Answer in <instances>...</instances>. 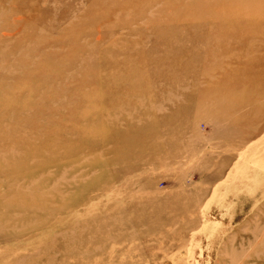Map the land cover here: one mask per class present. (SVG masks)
I'll return each mask as SVG.
<instances>
[{"label":"rangeland","instance_id":"374dc122","mask_svg":"<svg viewBox=\"0 0 264 264\" xmlns=\"http://www.w3.org/2000/svg\"><path fill=\"white\" fill-rule=\"evenodd\" d=\"M0 264H264V0H0Z\"/></svg>","mask_w":264,"mask_h":264},{"label":"bare ground","instance_id":"6f19581e","mask_svg":"<svg viewBox=\"0 0 264 264\" xmlns=\"http://www.w3.org/2000/svg\"><path fill=\"white\" fill-rule=\"evenodd\" d=\"M207 3V2H206ZM15 124V123H14Z\"/></svg>","mask_w":264,"mask_h":264}]
</instances>
